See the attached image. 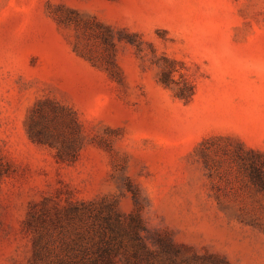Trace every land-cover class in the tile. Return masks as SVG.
<instances>
[{
  "label": "rangeland",
  "instance_id": "374dc122",
  "mask_svg": "<svg viewBox=\"0 0 264 264\" xmlns=\"http://www.w3.org/2000/svg\"><path fill=\"white\" fill-rule=\"evenodd\" d=\"M100 211L115 264H264V0H0V264Z\"/></svg>",
  "mask_w": 264,
  "mask_h": 264
},
{
  "label": "trees",
  "instance_id": "16d2710c",
  "mask_svg": "<svg viewBox=\"0 0 264 264\" xmlns=\"http://www.w3.org/2000/svg\"><path fill=\"white\" fill-rule=\"evenodd\" d=\"M78 212V208L73 210ZM101 222L96 232L99 240L95 236L86 237L84 233H79L76 238L66 244L67 258L60 259L59 264H115L118 262V254L123 247V238L130 231L123 228L116 222L112 224L111 215L100 211L96 216ZM136 236V232L132 233ZM123 264H138V261L127 257Z\"/></svg>",
  "mask_w": 264,
  "mask_h": 264
}]
</instances>
